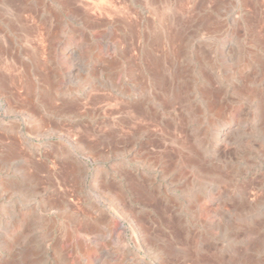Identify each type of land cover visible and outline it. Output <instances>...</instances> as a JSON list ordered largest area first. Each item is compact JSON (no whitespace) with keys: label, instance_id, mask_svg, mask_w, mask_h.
Instances as JSON below:
<instances>
[{"label":"rangeland","instance_id":"1","mask_svg":"<svg viewBox=\"0 0 264 264\" xmlns=\"http://www.w3.org/2000/svg\"><path fill=\"white\" fill-rule=\"evenodd\" d=\"M0 264H264V0H0Z\"/></svg>","mask_w":264,"mask_h":264},{"label":"bare ground","instance_id":"2","mask_svg":"<svg viewBox=\"0 0 264 264\" xmlns=\"http://www.w3.org/2000/svg\"><path fill=\"white\" fill-rule=\"evenodd\" d=\"M15 8V7H14ZM107 12V11H106ZM129 13V12H128ZM20 16V15H19ZM2 66V65H1ZM10 71V70H9ZM18 75V74H17ZM21 98V97H20Z\"/></svg>","mask_w":264,"mask_h":264}]
</instances>
